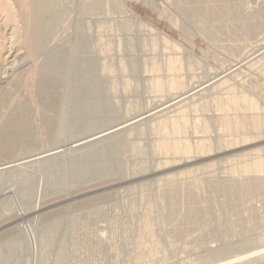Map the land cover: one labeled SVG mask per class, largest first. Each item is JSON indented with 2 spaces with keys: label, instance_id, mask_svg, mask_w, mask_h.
Wrapping results in <instances>:
<instances>
[{
  "label": "rangeland",
  "instance_id": "374dc122",
  "mask_svg": "<svg viewBox=\"0 0 264 264\" xmlns=\"http://www.w3.org/2000/svg\"><path fill=\"white\" fill-rule=\"evenodd\" d=\"M42 1L41 11H54L56 23L35 54L17 59L5 73L3 52L11 41L5 23L21 27L11 38L19 42L13 41L20 55L28 52L25 35L34 24L19 2L10 4L9 20L0 21V164L63 143L67 148L74 139L116 123V116H130L161 99V93L150 91L148 77L159 73L165 79L168 56L178 57L180 74L196 84L225 74L264 44V0H98L95 8L93 0H61L57 8ZM150 61L160 70L152 71ZM237 71L189 102V110L204 103L203 111L198 108L204 117L191 119L199 127L189 121L190 130L177 137L190 143L192 157L200 150L194 138L201 137L204 155L186 164L170 159L153 171L156 136L141 130L128 137L140 151L129 152L125 145V155L107 153L100 164L88 159L86 171L75 170L80 161L68 151L56 162L0 178V263L264 264V253L235 260L264 247V171H252L251 163L253 156L264 159V125L251 129L256 116L249 109L250 128L233 129L218 119L221 108L233 119L237 94L252 98L260 107L253 115L262 116L264 55ZM106 100L116 114L84 113L87 101Z\"/></svg>",
  "mask_w": 264,
  "mask_h": 264
},
{
  "label": "bare ground",
  "instance_id": "6f19581e",
  "mask_svg": "<svg viewBox=\"0 0 264 264\" xmlns=\"http://www.w3.org/2000/svg\"><path fill=\"white\" fill-rule=\"evenodd\" d=\"M39 0H0V21H3L5 23L6 18L11 17L10 16V10L14 9L10 7V10L7 11L9 9V6L12 2H19L20 5H18L21 8V4H25L27 6V10L29 9V13L27 14V16L25 18L31 19V22H33L34 25L31 24V29L28 33V36L25 35L27 37V42H25L27 44V53H23L20 54L18 52V45L13 42L16 40H12L11 38H14L15 35V30L17 28L14 29L13 25L7 24V22L4 25V31L9 35L10 38V42L7 43L8 46L6 48V50H4V58L7 59V61L5 62L6 64L4 65V67L2 68L3 73L7 72V71H12L14 64L16 62L17 59L21 58H28L29 54H32V52L37 49V47H41V45L43 43H45V41L47 40L48 32L50 30V24L53 21V16L52 14L55 13L53 11L52 12H42L41 8L39 7ZM83 1V0H81ZM80 1V6L84 3H82ZM87 1V0H84ZM83 1V2H84ZM92 1V0H90ZM98 0H93L92 2L94 4H90V5H94L91 7L95 8V5L98 6L97 4ZM101 1V0H100ZM111 1V0H110ZM43 3H45L46 7L48 8V4H52L54 7L57 8L58 4L61 3V0H45L42 1ZM91 2V3H92ZM109 2V1H107ZM178 2V1H177ZM75 4V3H74ZM87 6L88 3H85ZM12 6V5H11ZM14 6V5H13ZM17 6V4H16ZM60 6V5H59ZM63 6V5H62ZM73 6V5H72ZM89 6V5H88ZM90 7V6H89ZM88 7V8H89ZM182 7V6H181ZM180 7V8H181ZM55 8V9H56ZM22 9L25 10V8L23 7ZM65 9V8H64ZM70 9V7H69ZM87 9V8H86ZM61 10V9H60ZM19 11V10H18ZM47 11V10H46ZM56 11V10H55ZM58 11V9H57ZM62 11V10H61ZM70 11V10H69ZM4 15H3V13ZM14 12V10H13ZM20 12V11H19ZM18 13V12H16ZM22 13V11H21ZM13 14V13H12ZM59 14V13H58ZM57 14V15H58ZM17 15V14H16ZM56 15V14H55ZM60 15V14H59ZM58 15V16H59ZM15 16V15H14ZM21 16V14H20ZM19 16V17H20ZM64 16V15H63ZM16 17V16H15ZM57 17V16H56ZM62 17V16H61ZM119 17V16H118ZM125 17V16H124ZM24 18V16H23ZM63 18V17H62ZM120 18V17H119ZM13 19V18H11ZM57 19V18H56ZM9 20V18H8ZM14 20V19H13ZM22 20V19H20ZM24 20V19H23ZM15 21V20H14ZM55 21V20H54ZM53 23H56L54 22ZM59 21V20H58ZM126 22L127 18H121V22ZM130 21V20H129ZM24 22V21H23ZM28 22V21H27ZM26 22V23H27ZM60 22V21H59ZM57 22V23H59ZM2 23V22H1ZM17 23V22H16ZM61 23V22H60ZM59 23V24H60ZM87 23V22H86ZM30 24V23H29ZM58 24V25H59ZM67 24V23H66ZM141 24V23H140ZM2 25V24H1ZM2 25V26H3ZM20 25V24H19ZM28 26V23L26 24ZM57 25V24H56ZM57 25V26H58ZM65 25V24H64ZM88 25V24H87ZM99 25V24H98ZM120 25V24H119ZM129 25V24H128ZM143 25V24H142ZM53 26V25H52ZM55 26V24H54ZM130 26V25H129ZM140 26V25H139ZM30 27V26H28ZM148 27V26H147ZM21 27H19L18 30H20ZM26 26H24V28L22 27V29H25ZM150 28V29H149ZM149 30H154V27H150L149 26ZM2 29V28H1ZM0 29V30H1ZM29 29V28H26ZM21 31H25V30H21ZM28 31V30H27ZM60 31V30H59ZM63 31V30H62ZM66 31V30H65ZM68 31V30H67ZM156 31V30H154ZM18 32V31H17ZM53 32V31H52ZM57 32V31H56ZM61 32V31H60ZM157 32V31H156ZM4 33V32H3ZM6 33L3 34V36H6ZM26 33V34H27ZM146 33V32H145ZM25 33H23L24 36ZM62 34V33H61ZM7 35V36H8ZM48 35V36H47ZM52 35V34H51ZM55 35V34H54ZM58 35V33L56 34ZM141 35V34H140ZM17 36V35H16ZM20 36V35H19ZM61 36V35H58ZM18 37V36H17ZM53 37V36H51ZM55 37V36H54ZM53 37V38H54ZM123 37V36H122ZM129 37V36H128ZM162 38H164L163 36H161ZM6 38V37H5ZM24 38V37H23ZM52 38V39H53ZM59 39V37H57ZM67 38V37H66ZM25 39V38H24ZM126 39V38H125ZM166 39V38H165ZM164 39V40H165ZM169 38H167L168 41ZM65 40V39H64ZM120 40V39H119ZM130 40V39H129ZM170 40V39H169ZM19 41H21L19 39ZM26 41V40H25ZM59 41V40H58ZM165 40V42H167ZM173 41V40H172ZM8 42V41H7ZM16 43H19L18 41H15ZM22 42V41H21ZM20 42V43H21ZM118 42V40H117ZM170 42V41H169ZM23 44L24 41L22 42ZM52 43V42H51ZM58 43V42H57ZM110 43V42H109ZM129 43V42H128ZM172 43V42H171ZM6 44V43H5ZM22 44V45H23ZM25 44V45H26ZM141 44V43H140ZM165 44V43H164ZM20 44V46H22ZM46 45V44H45ZM49 45V44H48ZM125 45V44H123ZM143 45V44H142ZM256 47V46H255ZM47 48V47H46ZM120 48V47H119ZM155 47H153L154 49ZM45 50V49H44ZM113 50V49H112ZM145 50V49H144ZM26 51V50H25ZM39 50H37L38 52ZM24 52V51H23ZM40 52V51H39ZM127 52V50H126ZM139 52V51H138ZM34 53V52H33ZM129 53V52H128ZM146 53V52H145ZM35 54V53H34ZM33 54V55H34ZM37 54V53H36ZM115 54V53H114ZM153 54V53H152ZM151 54V55H152ZM32 55V56H33ZM132 55V54H131ZM136 55V54H135ZM140 55V54H139ZM262 55H264V44L258 46L256 49H254V51L251 54H247V56H244L243 58L240 57V59L236 62H233L231 65H229V67L225 70V74H221V73H217L215 75H213V77H211L210 79L206 78L205 80L203 79L202 81L194 84L192 82H188L187 81V77L186 75L183 76L180 74L181 71H183V65L179 62L178 57L172 56V57H166L167 58V63L165 66V71H166V76L165 79H161V77H159L157 74L155 73H150L151 75H149L148 79H150L149 82V88L150 91H152V93L155 92V94H159L161 93L162 98L161 99H157L154 100V102H152L151 105L147 106L145 109L141 110V111H137V113H134L130 116H125V115H119L116 116L115 114L117 112L116 109H114L115 111H113L112 105L113 103H111L112 101L106 100L105 101H87L84 105V113L85 114H89V113H98L101 110L107 111L108 113L114 112V116L118 117L115 118L116 119V123L111 124L106 126L105 128H102L98 131H95L93 133H89L86 134L80 138L74 139L73 141H71L69 143L68 146H66L67 148L62 149L61 147H63L62 145H58L43 151H40L38 153H33V154H29L26 156H22V157H18L14 160L8 161V162H4L0 164V178L4 177V175H8V174H12L15 173V171L17 172L25 170L23 168H30V167H36L37 165H41L44 163H52V162H56V160H60L59 158H61L62 156H64V154H66V152H71L72 154L75 153L76 156L75 158H77L75 161H80L79 165H74L73 167L75 168V170L79 167L80 170L82 169V171H84L87 168V164L89 161L88 159H93L91 161H98V164H100L99 162L103 163V158L105 157V155L107 153L112 154L113 156L115 155L116 158L122 155H125V153L127 152H123L122 148L123 146H127L130 145V151L129 152H137L140 151V147L138 145L132 144L131 139H129L128 137H130V134L132 133V131H137V135L138 133H142V131L146 130L148 132H150L154 137L156 136V139H154L155 144H154V148L152 150V155H154V159L158 162L157 166L154 165L153 171H156L159 167L158 164L161 163H167L170 162L169 160L171 159L173 162H175L174 164H186L190 161V158H198L199 156H201L204 152L202 151L203 149V145L202 142L204 143V140L201 139V137L195 136L194 140L195 141V145H196V149H200L198 152L195 151L198 154H194L193 157L192 156H187V154L189 152H191V145L188 141L186 140H181L178 139L179 135L181 134V137H183L182 134L187 133L189 129L188 126L190 125V120L193 119H197L198 117H204L203 112H201L202 114L198 113L199 110L198 108L201 109V111H203L205 104L202 103L200 104V106L198 107V105L193 104L191 109L189 110V108L187 107L189 102L192 101L193 103V99L197 98L198 96H201L203 94H205L208 89L210 88V85L217 86L220 85L224 82V77L229 74V73H233V72H238L237 70H239L240 68L245 66H248L249 64L252 63V61L258 59V57H262ZM101 56V55H100ZM117 56V55H116ZM1 57V56H0ZM45 57V56H44ZM48 57V56H47ZM58 57V56H57ZM30 58V57H29ZM46 58V57H45ZM141 58V57H140ZM164 58V57H163ZM49 59V58H48ZM58 59V58H57ZM128 59V58H127ZM131 59V58H130ZM153 60V58H152ZM4 62V61H3ZM132 62V61H131ZM151 62V61H150ZM151 69L154 72H157L158 70V65L155 64V61L151 62ZM107 65V64H106ZM109 65V64H108ZM122 65V64H121ZM132 65V64H131ZM130 65V66H131ZM111 66V65H110ZM103 67V66H102ZM188 67V66H187ZM109 68V67H108ZM161 68V67H160ZM124 69V68H123ZM150 69V70H151ZM158 69V70H157ZM164 68H162L163 70ZM108 70V69H107ZM112 69L109 68L108 71H110ZM188 71H189V67H188ZM113 72V70H112ZM147 72V71H146ZM145 72V73H146ZM163 73V72H162ZM165 73V72H164ZM183 73V72H182ZM106 74V73H105ZM185 74V73H184ZM234 74V73H233ZM161 75V74H160ZM165 75V74H164ZM192 77V76H191ZM111 79V78H110ZM147 79V78H146ZM192 79V78H191ZM149 81V80H148ZM193 81V80H192ZM126 82V81H125ZM113 83V82H112ZM110 84V83H109ZM126 84V83H125ZM216 84V85H215ZM115 85V84H114ZM113 86V85H112ZM124 87V86H123ZM111 92V91H110ZM124 92V91H123ZM147 92V91H146ZM149 93V92H148ZM108 94V93H107ZM156 94V95H157ZM242 95V96H241ZM237 94L235 96H233L232 100H233V105H234V110H233V116H232V120L228 119L225 114L223 113V108L219 109L220 114H219V121H220V125H226L229 124L230 127H232L233 129H244L245 127H248L247 124H250V120L247 117L251 115L252 112V116H256L250 126L252 127L251 129H255L256 124H261L264 125V112H262V116H260L259 113H261L259 111V115H253V113L256 110V113L258 112V110L260 109L259 106H257V104L252 100V98H248V96L244 95V94ZM154 96V95H153ZM206 97V96H205ZM153 98V97H152ZM204 98V97H203ZM109 99V98H107ZM207 99V98H206ZM147 100V99H146ZM151 100V99H150ZM198 101V100H197ZM241 101H243L245 103V105L248 106V108L245 109L246 111L242 110L244 109L241 107L243 105V103L239 104ZM114 102V101H113ZM150 102V101H149ZM111 103V104H110ZM115 103V102H114ZM139 103V102H137ZM200 103V102H199ZM148 105V104H147ZM191 105V104H190ZM240 106V111L239 107ZM145 107V106H144ZM190 107V106H189ZM259 107V108H258ZM242 108V109H241ZM258 108V109H257ZM137 109V108H136ZM142 109V108H141ZM247 109H249L247 111ZM255 109V110H254ZM263 109V108H262ZM126 110V109H125ZM140 110V109H139ZM254 112H253V111ZM119 111V110H118ZM122 112V111H121ZM128 112V110H127ZM192 113V114H190ZM119 114V112H118ZM125 114V112H124ZM218 114V113H217ZM110 115V114H109ZM248 115V116H247ZM113 118V117H111ZM113 118V119H114ZM96 119V118H95ZM199 119V118H198ZM248 119V120H246ZM190 121V122H189ZM199 121V120H198ZM250 123H248V122ZM195 122V121H194ZM193 121L191 122L194 123ZM196 123H198L196 121ZM196 123L192 124V125H196ZM189 124V125H188ZM191 125V128H193ZM199 125V124H198ZM196 125V126H198ZM145 126V127H144ZM195 126V127H196ZM85 127H89L88 126V122L86 124ZM199 127V126H198ZM142 128V129H141ZM202 128V127H201ZM250 128V127H248ZM200 129V128H199ZM247 129V128H246ZM245 129V130H246ZM142 130V131H141ZM190 130V129H189ZM205 130V129H204ZM194 131L196 133V129L194 128ZM131 132V133H129ZM194 133V132H193ZM192 133V134H193ZM129 134V135H128ZM134 134V132H133ZM150 134V135H151ZM195 135V134H194ZM178 136V137H177ZM134 137V136H133ZM185 137V136H184ZM131 138V137H130ZM185 139V138H184ZM136 140V139H135ZM203 140V141H202ZM193 142V141H192ZM134 143V142H133ZM153 143V142H152ZM206 146V145H205ZM124 148H128V147H124ZM123 148V149H124ZM125 150V149H124ZM204 150V149H203ZM127 151V150H126ZM143 151V150H142ZM150 152V151H149ZM203 152V153H201ZM208 153V152H207ZM137 154V153H136ZM67 155V154H66ZM129 155V154H128ZM134 155V154H133ZM204 155V154H203ZM153 157V156H152ZM243 157V156H242ZM63 158V157H62ZM119 159V158H118ZM116 160V159H114ZM192 160V159H191ZM90 161V162H91ZM251 163H252V167L254 170L252 171H264V159L263 157L260 158L259 156H253V158L251 159ZM96 163V162H95ZM172 164V163H171ZM97 165V164H96ZM106 165V164H105ZM210 165V164H209ZM46 166V165H45ZM44 166V167H45ZM103 166V165H102ZM40 167V166H39ZM43 167V166H42ZM50 167V166H49ZM73 168V169H74ZM104 168V166H103ZM161 168V167H160ZM243 168H247V165H244ZM22 169V170H21ZM102 170V169H101ZM55 171V170H54ZM79 171V170H78ZM86 171V170H85ZM189 172V171H188ZM51 173V172H50ZM85 173V172H84ZM181 173V172H180ZM192 173V170L191 172ZM55 174V172H54ZM76 174V172H75ZM79 174V173H78ZM182 174V173H181ZM195 174V173H194ZM81 175V174H80ZM200 175V174H199ZM198 175V176H199ZM172 176V175H171ZM179 178L181 175H178ZM191 177V175H188ZM201 176V175H200ZM77 177V176H76ZM199 178V177H198ZM167 179V177H166ZM173 179V177H172ZM186 179V178H185ZM202 179V178H201ZM205 179V178H204ZM169 180V178H168ZM182 180V178H181ZM54 181V180H53ZM53 183V182H52ZM56 183V181H55ZM171 183V182H170ZM172 185V184H171ZM160 188V187H159ZM178 189V188H177ZM9 190L8 189H2V193L6 194L8 193ZM170 200V199H168ZM52 225V224H51ZM57 226V225H56ZM52 227V226H51ZM58 227V226H57ZM56 227V228H57ZM25 231V235L29 237L30 241H31V236H30V232L29 229ZM27 237V238H28ZM260 239V238H259ZM63 242V241H62ZM35 245V244H34ZM35 249V247H34ZM62 249V248H61ZM64 249V248H63ZM47 251V250H46ZM45 252V251H44ZM58 252V251H57ZM43 253V252H42ZM41 254L42 259H43V254ZM47 253V252H46ZM62 253V252H60ZM59 253V254H60ZM64 253V252H63ZM260 253H264V247L253 251L252 253H246V254H242L241 256H239L237 259L238 261H242L244 259H247L248 257L253 256L254 254H260ZM2 256V255H0ZM62 256V255H61ZM64 256V255H63ZM4 258V257H3ZM60 258V257H59ZM58 258V259H59ZM41 259V261H42ZM0 260H4L2 258H0ZM63 260L59 259L58 261H56V264H63L62 262ZM232 260H225V261H219V262H212L211 264H228L229 262H231ZM46 263V261H45ZM1 264V263H0Z\"/></svg>",
  "mask_w": 264,
  "mask_h": 264
}]
</instances>
